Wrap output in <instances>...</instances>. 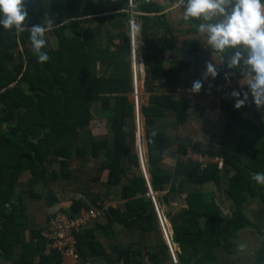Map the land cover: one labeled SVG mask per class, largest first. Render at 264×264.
<instances>
[{"label": "trees", "instance_id": "trees-1", "mask_svg": "<svg viewBox=\"0 0 264 264\" xmlns=\"http://www.w3.org/2000/svg\"><path fill=\"white\" fill-rule=\"evenodd\" d=\"M171 1L180 2V7L183 9L187 4V0ZM132 2L133 13L130 10V0H26L28 27L37 23L43 24L48 17L54 21L53 30L49 34L53 36L56 43L53 46L47 44V47L43 49L50 57L46 63L38 62L37 56L32 51L28 31L17 33L14 29L6 30L0 25V219L2 226L14 225V216L7 211L6 204L12 197L13 185L23 167L32 170V183H35L41 179L45 171L44 161L50 154L57 153L64 155L62 163L63 171L65 170L67 160L65 154L68 150H63L66 147L61 148V143L72 135L77 126L90 121L92 100L102 99L104 107H108L112 99L115 100L113 127L116 132V149L120 153H129L130 146L127 142V132L123 129V120L124 117L131 116V130L133 135L136 134L132 36L130 28L126 27L132 17L135 26L136 20L140 19L145 27L146 34H142V38L160 36L156 49H145L142 55L147 72L146 79L154 81L176 77L177 68H164L166 50L173 42L167 41L168 31L173 36L175 34L168 27L166 14L162 13L163 6L146 0ZM195 22L197 25L200 24L196 20ZM96 23L111 26V31L108 30L107 33V44L110 48L98 44L93 32V26ZM117 39L118 42H116ZM99 60L114 65L116 72L129 70L128 76L118 75L108 78L98 75ZM181 67L183 65L179 63L178 69ZM215 68L218 75L214 79L210 75L207 78L203 76L201 79L203 94L206 95L212 91L225 102L227 95L234 91L240 93L241 99H244V93L248 92L245 102H253L247 83L246 85L237 83L225 90H219L218 85L223 81L224 74L230 70L220 66ZM235 75L232 73L233 77ZM150 98L153 103L151 106L141 102L139 105L141 115L146 117L151 113L154 105L158 106L157 110L161 112L163 106L172 104L174 99L172 94L157 95L155 93ZM229 120L230 127H234L233 130L244 128L253 133L251 139L238 140V142L241 141V146L234 148V153L224 151L226 162L229 164L228 157L232 155L237 168L227 187V192L235 200V204L228 212H225L215 201V194L201 201H196L194 196H190L189 206L180 212L179 222L173 226L174 234L171 244L172 247L176 245L179 249L176 253L178 264H217L216 252L220 249L230 253L235 252L234 242L238 232L245 227L254 226L264 235L260 226L252 222L244 213L243 205L246 189H250L255 195L261 193L264 197V187H257L258 184L255 185V181L250 179L257 172L264 173V146L261 144L264 138V121L258 125L248 124L243 122L242 114L237 113L236 110ZM143 126L149 148L146 166L150 175V185L155 194L157 191H162L164 185L171 181L173 171L166 170L160 164L165 149L164 143L155 139L157 133L153 136V129L147 130L144 120ZM154 148H158L160 154H153ZM130 159L134 165L141 167L138 151L134 158ZM236 161H239V164ZM209 163L203 168H199L200 166L195 163V172L186 171V176L197 173L193 174L196 175L193 181L212 180L219 185L222 178L220 169L213 165L214 162ZM186 165L191 164L182 163L176 169H182L184 172L188 167ZM109 168L111 182L118 181L121 174L125 172V168L120 167L118 163L110 164ZM149 189L142 171V174L131 178V182L126 185L125 194L129 196L141 192L143 195L134 198L130 208L142 209L145 213L150 210L149 216L159 221ZM171 189L161 198L157 196L158 201L171 202L168 196ZM78 206L70 210V216H77L87 211V208L80 209ZM93 208L102 212V207L99 205ZM59 212L61 210L57 213ZM57 213H53L52 216ZM118 214L116 213L114 220L128 226L133 224ZM88 227L89 225L75 234L82 258H87L83 255L82 241ZM41 230L39 231L40 241L47 245L41 237ZM262 245L264 248V238ZM22 255L21 261L14 264H31L33 246H25ZM59 255L61 256L59 251L53 250L50 258L58 260ZM146 257L150 264H175L167 241L160 254L148 252Z\"/></svg>", "mask_w": 264, "mask_h": 264}, {"label": "crops", "instance_id": "crops-1", "mask_svg": "<svg viewBox=\"0 0 264 264\" xmlns=\"http://www.w3.org/2000/svg\"><path fill=\"white\" fill-rule=\"evenodd\" d=\"M146 1H153L163 6L162 13L166 14L168 27L175 34L173 36L168 31L167 41L173 42L166 50L164 68H177L176 77L148 81L142 55L145 49H156L160 36L155 32L157 38L148 36L142 38V34H146L145 27L140 19L136 20L135 47L138 56L141 103L151 106L153 103L150 101V96L153 93L172 94L174 97L172 104L163 106L161 112L157 110L159 107L154 105L147 117L142 115L147 130L153 129L157 133L155 139L165 145L160 164L166 170L173 171L171 181L164 185L162 191L155 192L158 210L172 241L173 226L179 222L180 212L189 206L188 200L191 197L194 196L196 201H201L215 194V201L225 212L235 204V200L227 192V187L237 168L232 155L228 157L229 164L226 162L224 151L234 153V148L241 146V141L238 140L251 139L253 133L244 128L233 130L229 118L236 110L237 113L242 114L243 122L258 125L264 121V108H258L254 102L249 101L236 108L235 103L241 98L233 96L232 93L227 95L224 102L212 91L206 95L201 91L198 94L190 91L193 81L203 78L207 63H211L214 67L229 69L238 78L245 77L247 84L254 75L250 66L245 63L248 56L245 46L227 47L223 52H219L207 43V34L198 30L195 20L200 24L217 23L223 19L222 16L214 17L210 21L202 17L192 18V21L184 20V9L180 7V2ZM93 29L98 44L110 48L107 44V33L108 30L111 31V26L96 23ZM99 30L102 31L101 37L97 34ZM148 32L147 29V34ZM49 43L53 46L56 42L50 40ZM236 52L241 53L239 63L230 66ZM179 63L183 65L180 69H178ZM97 69H99L98 75L108 78L118 75L128 76L129 71L116 72L114 65L102 60H99ZM108 104V107H104L102 99L92 100L90 121L77 126L72 135L61 143V148L66 147L63 150H68L65 154L67 160L64 171L62 163L64 155L57 153L50 154L44 161L45 171L41 179L35 183H32V170L28 167L21 169L13 185L12 197L6 204L7 211L14 216V225L4 227L0 219V264H14L21 261L24 247L27 245L33 246L31 264H72V260L62 254L59 255L58 260L51 259L53 250L41 243L39 231L47 224L53 213L61 210L71 215L70 210L76 208L79 203H81L78 206L80 209L88 210L96 205L102 207L100 216L93 220L82 241L83 255L88 258L84 259L90 260L92 264H150L146 254L162 252L166 238L160 221L149 216L150 210L145 213L142 209L130 208L132 200L143 194L141 192L129 196L125 194L126 185L131 182V178L142 174V168L134 165L130 159H133L138 151L131 130V116H126L123 120V129L127 132L130 150L129 153H120L116 149V132L113 127L115 100L112 99ZM143 136L147 155L149 148L145 132ZM261 144L264 146V138ZM152 153L157 155L160 151L154 148ZM205 156H220L223 159V167H219L216 162L213 164L222 174L219 185L212 180L193 181L196 177L193 174L197 173H190L189 177L185 174L186 171L195 172V163L200 166L199 168H203L205 161L201 158ZM147 159L146 156L145 166ZM186 162L191 165H186L188 167L184 172L182 169H176L178 165ZM236 162L239 164V161ZM115 163L125 168V172L118 181L111 182L109 165ZM147 175L150 182L148 169ZM254 184L258 183L255 181ZM256 186L264 187L260 184ZM170 189L168 196L172 201H158L157 196L161 198ZM244 194L246 196L243 203L244 213L264 232V197L261 193L253 194L250 189H246ZM116 213L133 224L128 226L114 220ZM237 236L234 242L235 252L230 253L224 249L216 252L217 264H264L262 232L257 231L254 226H248L240 230ZM246 243L248 248L244 251L241 247ZM173 250L176 251V255L179 249L174 245Z\"/></svg>", "mask_w": 264, "mask_h": 264}, {"label": "clouds", "instance_id": "clouds-1", "mask_svg": "<svg viewBox=\"0 0 264 264\" xmlns=\"http://www.w3.org/2000/svg\"><path fill=\"white\" fill-rule=\"evenodd\" d=\"M25 3L26 0H0V25L6 30L14 29L17 33L28 31L32 51L37 56L38 62L46 63L50 57L47 52L43 51L48 43L45 37L46 33L53 30L54 21L48 17L43 24L37 23L28 27L26 25L28 11ZM217 16H222L223 19L217 23H201L198 25V30L207 34V43L219 52H223L227 47H246L248 56L245 63L255 74L254 78L248 81V88L255 105L258 108H264V0H187L183 12L184 20L202 17L210 21ZM240 56L241 53L236 52L230 66L237 65ZM209 75L213 79L218 75L211 63L206 64V71L203 74L204 78ZM135 76L139 85L138 63L134 79ZM202 88L203 81L197 79L193 81L190 91L198 94ZM248 94V92L244 93V99H237L236 108L244 105ZM232 95L239 97L240 93L234 91ZM136 135L140 141L141 131L138 135L136 130ZM152 135L155 136L156 132L153 131ZM251 178L258 184L264 185V173L257 172ZM148 185L151 187L150 182ZM154 204L158 214L157 200Z\"/></svg>", "mask_w": 264, "mask_h": 264}, {"label": "built area", "instance_id": "built-area-1", "mask_svg": "<svg viewBox=\"0 0 264 264\" xmlns=\"http://www.w3.org/2000/svg\"><path fill=\"white\" fill-rule=\"evenodd\" d=\"M133 0H130V10L133 13ZM130 30H131V36H132V62H133V70L134 75H136V67L138 63V56L136 52L135 47V34H136V28H135V21L133 17L130 20ZM230 71H227L224 74L223 81L218 85L219 90H225L226 88H230L232 86H235L237 83L239 84H246L245 77L244 78H235L232 76V74L229 73ZM255 75V74H254ZM254 75L252 78H254ZM134 97L136 102V110H135V120H136V130L138 135L141 131V112H140V90L137 78L135 76L134 79ZM142 143L141 140H138V152L141 159V167L142 171L148 181L147 176V170L145 166V162L143 160V151H142ZM202 161H205V164L209 162H216L219 167H222L224 165L223 159L220 156L215 157H202ZM204 164V165H205ZM149 183V182H148ZM150 194L152 198L155 200V194L153 190L150 187ZM156 204V202H155ZM100 215V211L95 208L88 209L86 212L81 213L77 216H70L64 212H59L55 216H52L49 218L50 221L47 222L46 226L41 230V237L45 240L47 247H49L51 250H57L59 251L62 256L69 257L72 260V264H92L90 260L82 258V256L79 254L78 250V242L75 234L79 232L84 227L88 226L92 220L96 219ZM158 217L159 221L161 223L164 236L166 238V241L169 245L171 255L173 257L174 263H177V258L175 255V252L173 250L171 240L169 238L164 220L160 214V211L158 210Z\"/></svg>", "mask_w": 264, "mask_h": 264}, {"label": "rangeland", "instance_id": "rangeland-1", "mask_svg": "<svg viewBox=\"0 0 264 264\" xmlns=\"http://www.w3.org/2000/svg\"><path fill=\"white\" fill-rule=\"evenodd\" d=\"M167 3V2H166ZM102 24V23H101ZM126 27H128V28H130V22H129V24L127 23V26ZM115 30L113 29V32H114ZM97 34L101 37L102 36V31H98L97 32ZM46 40H47V42H50V40H54L53 39V36L52 35H50L49 33H46ZM50 38V39H49ZM118 40V39H117ZM48 44V43H47ZM48 46H51V43H49L48 44ZM230 74H232V72H229ZM140 93H141V91H140ZM140 102H142V100H141V94H140ZM141 120H142V116H141ZM144 126H143V120L141 121V143H142V146H143V148H142V151H143V157H144V160H145V157H146V153H145V150H144V145H143V143H144V141H143V139H144ZM134 136H135V140H136V147H137V150H138V138H137V135L136 134H134ZM223 167V166H222ZM100 215H98V217H99ZM92 224V223H91ZM46 226V225H45ZM89 226H91L90 224H89ZM240 244V243H239ZM251 244V243H250ZM243 245V247H241V249L242 250H244L245 251V249H247L248 247H247V243L246 244H242ZM241 263V262H240Z\"/></svg>", "mask_w": 264, "mask_h": 264}]
</instances>
